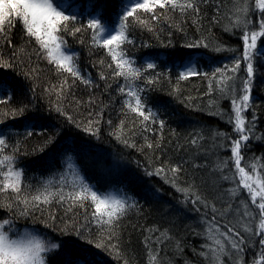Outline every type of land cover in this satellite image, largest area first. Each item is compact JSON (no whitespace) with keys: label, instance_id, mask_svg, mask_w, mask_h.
Listing matches in <instances>:
<instances>
[{"label":"trees","instance_id":"16d2710c","mask_svg":"<svg viewBox=\"0 0 264 264\" xmlns=\"http://www.w3.org/2000/svg\"><path fill=\"white\" fill-rule=\"evenodd\" d=\"M125 2L127 0H54L59 10L66 15L77 16L79 23L83 24L96 15L101 5H106L102 22L107 27L118 23L113 14ZM246 2L249 17L253 18L258 30L256 21L260 11L256 8V0ZM234 6V0H208L199 5L198 17L192 13L181 16L179 11L169 10L168 19L162 17L159 21H151L148 14L138 11L136 15L148 19L152 31L129 17L128 34L135 43L122 46L126 49V56L134 62L133 67L146 69L149 61L157 65L155 69L143 71L142 78L133 82L134 87L144 88L147 107L164 121L163 128L159 123L150 124L151 131L144 130L140 123L142 118L123 107L125 97L119 94L118 85H126L128 81L122 77L112 78L115 64L106 49L93 44L92 30H83L75 36L62 34L68 52L75 54L77 67L91 81V85L74 80L68 73L58 75L54 65L36 55L39 46L25 35L19 22L10 33L11 46L0 39V57L4 59L13 58L17 49H24L15 69L0 68V85H7L0 86V96L5 100L0 104V121L3 122L0 123V135L11 138L10 143L20 141L21 152L27 153L17 157V165L24 171L25 179L33 185L51 180L55 187L63 174L68 190L71 183L77 182V177H82L84 182L102 193L118 197L126 194L136 202L128 208L115 228L121 259L88 243L100 238L97 226L89 223L91 213L95 211L90 202H86V208L77 206L71 212L67 211L68 204H53L46 209L43 218L39 211L35 213V224L30 218L18 220L16 227L19 231H31L58 245L63 242V247L46 254L47 264H124L125 260L128 264H149V248L157 257L155 264H213L211 249L217 247L214 238L223 239L218 234L213 237L214 227L212 233L209 232L213 204L221 211L229 203L232 204L226 218L217 216L220 231H227L223 226L225 222L238 223L243 213L241 200L256 212L251 226L253 231L257 229L258 210L251 205L246 190L241 189L240 196L236 198L230 197L227 190L234 186L233 183L222 180L221 173L214 170L215 164L230 157L231 153L216 146L219 140L211 138V130L238 138L233 125L226 122L228 114H231V100L221 98L213 78L217 68L230 69L235 58L243 52L242 29L225 30V26L235 18ZM157 11L163 12L162 9ZM198 41L209 46L187 47ZM217 46L222 50L216 51ZM190 57L194 68L201 74L179 79L181 66H185ZM253 63L251 103L245 117L251 120L255 116V133L259 138L254 137L248 142L242 152V164H251L255 157H260V163L264 165V44L260 40ZM31 69H36L33 78L26 79L22 73ZM101 73L108 79H100ZM235 75L239 89L247 77L243 62ZM64 78H67L69 87H66L63 97H57L56 92L51 90L52 86L59 88ZM146 78L157 82L146 84ZM108 84L111 87H107ZM9 88L13 92L11 96L7 95ZM46 88L50 91L46 92ZM236 94L239 95V91ZM90 100L95 103L90 104ZM213 102V107L209 108ZM22 105L27 106L24 115L13 118V109ZM58 107L72 116L75 122H69L66 115L56 110ZM216 107L225 112L223 118L211 114ZM101 112L102 116L97 115ZM89 120L99 121L93 128L97 131L96 135L83 130ZM77 123L81 127H77ZM29 130L33 133L30 137L26 135ZM200 134L205 139L193 145L192 138ZM124 140L136 146L128 147ZM149 142L152 148L147 147ZM230 143L225 141L227 145ZM157 144L160 147L157 148ZM69 163L75 165V174L69 171ZM173 165L181 166L177 185L182 188L191 185V191L208 202L210 206L207 209L203 203L193 204V196L185 198L182 192L166 182L164 176L147 174L162 166L170 168ZM229 167L234 171L231 163ZM224 174H230L229 170L225 169ZM260 174L264 177V171ZM49 211L56 216L54 226L57 231L45 228L40 222V219L48 218ZM7 215L5 210L0 209V219ZM65 222L69 228L86 225L83 236L78 237L74 231L71 235L59 231L65 228ZM162 233L166 239L161 236ZM241 235L247 238V233L241 231ZM156 237H161V241L157 242ZM260 238H249L255 240V248H246L245 264H254V260L259 258ZM225 246L231 251L226 241ZM202 252L204 255H201ZM220 260L222 264H233L228 255H221Z\"/></svg>","mask_w":264,"mask_h":264},{"label":"snow or ice","instance_id":"6c2138e0","mask_svg":"<svg viewBox=\"0 0 264 264\" xmlns=\"http://www.w3.org/2000/svg\"><path fill=\"white\" fill-rule=\"evenodd\" d=\"M208 0H127L122 3L114 18L118 22L116 26L109 31V28L102 22V14L106 5H101L97 10L96 15L91 16L86 24L79 23L78 17L73 15H66L59 10L54 0H0V39H3L11 46L10 33L19 22L22 24L24 33L27 37L35 40L39 46L36 55L46 59L49 64L54 65L56 73L62 75L68 73L74 80H80L85 85H91V81L85 78L79 68L77 67V59L75 54L68 53L67 42L64 38V33L75 36L83 30H92V42L94 45L106 49L111 56V61L115 64V69L112 70V78L122 77L128 81L126 85H118V92L125 97L123 107L134 113L137 117L142 118L140 123L143 125L145 131H151L150 124L159 123L160 128L164 127V121L158 118V113L153 112L148 108L143 97L144 88L133 86V82L142 78L143 71L155 69L156 63L149 61L146 64V69L133 67V61L126 56V49L122 46L125 44H134V40L128 34L129 17L140 25L147 27L149 31L152 28L149 26L148 19H142L136 15L138 11H142L149 15L151 21H159L162 17L167 20V13L169 10L179 11L181 16H186L189 13L195 14L197 17L200 13L199 5L207 3ZM234 20L230 25L225 26L226 31L233 29H242L243 52L236 57L230 69L217 68L213 73V78L216 80V91L221 98L231 100V114H228L227 123L233 125V131L238 138L233 139L232 136L221 132L219 130H211L213 140H219L216 145L220 148L230 150V157L225 160L218 161L215 164V171L221 173V179L233 183V187L227 190L230 197L236 198L240 196L241 189L246 190L248 198L251 200V205L255 210H258L259 224L255 231L251 226V221L256 215V212L250 210L249 204L241 200L243 208L242 217L237 224L225 222L224 227L226 232L220 231L217 221V216L221 219L227 217L232 210V204H228L223 211L217 209L215 205H211L213 213L210 222L211 227L209 232L212 233V227L215 228V234H218L223 239L214 238L216 248L211 249L213 254V264H222L220 260L221 255H228L233 259V264H245L244 255L246 248H255V240L249 239L253 237H262L259 239V251L257 253L258 259L254 260V264H264V177L261 176V171H264V165L260 163L261 158L255 157L251 164L244 163L243 150L248 146V142L256 137L255 116L251 120H246L245 113L248 111L251 103L250 93L251 84L254 78V52L258 47V40L264 44V0H256V8L259 9L260 15L256 24L258 30L254 25V20L249 17V8L246 0H234ZM157 9H162L163 12H158ZM195 22V21H194ZM79 24V26H77ZM200 46L208 47L209 45L203 41H198L187 45L190 48H197ZM216 51L222 49L217 46ZM24 52V49H17L13 53V58L4 59L0 57V68L17 67L16 61ZM242 62L246 65L247 77L242 81V86L237 88L235 83L238 73L241 69ZM103 64V61H101ZM108 68H112L109 64ZM36 69H31L28 72H23L22 75L26 79H32L33 73ZM228 72L232 74L229 75ZM199 71L194 68L191 57L189 62L185 65V70L179 74V79H186L190 76L200 75ZM217 74H220L217 76ZM207 75V74H204ZM100 79L107 80L108 77L101 73ZM157 81L152 78H146V84H154ZM7 87V85H0ZM69 87L67 78H64L59 88L52 86V91L56 92L57 97L65 95V89ZM107 87H111L110 84ZM35 91V88L32 89ZM46 92L50 89H45ZM211 91V87H210ZM239 91V95H237ZM13 94L11 88L7 93L8 96ZM4 97L0 96V104L4 103ZM80 103L79 101L77 102ZM90 104L95 103L94 100L89 101ZM210 103L209 108L213 107ZM27 110L26 105H22L19 109H13L12 117L23 116ZM62 115H66L69 122H75L73 117L67 115L59 107L56 109ZM213 115L220 118L225 116V112L219 107H216ZM91 115V113H90ZM97 115L102 116V112ZM0 123H3L0 121ZM99 121L89 120L87 126L83 130L96 135L94 125ZM77 127H81L77 123ZM27 136L33 135L29 130ZM259 138V137H256ZM11 138H6L0 135V209L5 210L8 215L0 219V264H47V255L58 247H63V242L60 245L45 240L33 234L31 231H19L16 227V222L20 219H31L32 223L37 222L35 213L40 212V217L43 218L46 209H49L53 204L61 206L68 204L67 211L71 212L74 207L86 208V202H90L95 211L91 213L90 224H95L99 229V239L89 240L88 243H93L96 248L108 252L109 255H114L117 259L122 258L119 251L118 236L115 228L120 218L126 213L128 208L135 205V201L126 194L118 197L108 193H102L98 189L92 187L91 184L84 182L82 177H77V182L71 183L68 190H66V181H64L63 174L57 185L53 187L52 181H45L44 184L33 185L30 181L25 179V173L17 165V157L20 154L27 155L21 152V143L16 141L10 143ZM117 139L120 136L117 135ZM147 139V138H146ZM205 139L203 134L194 136L191 140L193 145L197 144L198 140ZM225 141H231L230 145L225 144ZM128 147H135L134 143L123 141ZM148 148L153 145L147 143ZM156 147H160L159 144ZM230 163L234 166V171L229 167ZM69 171L75 174V165L69 163ZM228 169L230 174H224V170ZM249 169V170H246ZM181 171L180 165H173L170 168L160 167L155 172H148V175L164 176L166 182H170L177 191L182 192L187 198L189 195L193 196V204L203 203L205 209L210 205L203 201L199 195L192 192V186L179 187L177 185L178 174ZM169 175L171 180H169ZM238 179V185L236 181ZM199 210V209H197ZM239 212V209H237ZM56 216L49 211L47 219H40L45 228H53L57 231L54 222ZM247 221V222H245ZM231 225V226H230ZM86 225L81 227L69 228L65 222V228L59 229L64 234L71 235L74 231L78 237L83 236ZM239 229V230H238ZM241 231L247 233V238L241 235ZM165 239V234H161ZM146 238V246H147ZM156 241L160 242L161 237H156ZM225 241L230 245L231 251L225 246ZM201 255H204L202 252ZM157 261L156 255L153 254L152 249L148 250L149 264H155ZM124 264H128L125 260Z\"/></svg>","mask_w":264,"mask_h":264},{"label":"rangeland","instance_id":"374dc122","mask_svg":"<svg viewBox=\"0 0 264 264\" xmlns=\"http://www.w3.org/2000/svg\"><path fill=\"white\" fill-rule=\"evenodd\" d=\"M116 26V25H115ZM115 26H112V27H108L109 28V31H111ZM66 51L68 52V50L66 49ZM69 53V52H68ZM184 70H185V68H184ZM24 231H27V230H24ZM34 234V233H33Z\"/></svg>","mask_w":264,"mask_h":264}]
</instances>
